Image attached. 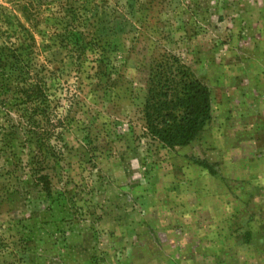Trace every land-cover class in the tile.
Listing matches in <instances>:
<instances>
[{"label":"rangeland","instance_id":"obj_1","mask_svg":"<svg viewBox=\"0 0 264 264\" xmlns=\"http://www.w3.org/2000/svg\"><path fill=\"white\" fill-rule=\"evenodd\" d=\"M34 1L43 17L61 1L56 18H89L118 79L112 91L83 86L66 48L46 56L69 119L63 158L51 197L9 188L0 158V264H264V0ZM0 14L16 23L10 0ZM162 52L212 100L195 140L172 149L145 137L139 112ZM32 148L16 150L27 161Z\"/></svg>","mask_w":264,"mask_h":264},{"label":"trees","instance_id":"obj_2","mask_svg":"<svg viewBox=\"0 0 264 264\" xmlns=\"http://www.w3.org/2000/svg\"><path fill=\"white\" fill-rule=\"evenodd\" d=\"M10 1L16 23L0 14V158L5 159L1 174L15 192L37 190L51 197L52 165L63 158L59 147L63 148L69 119L58 118L46 56L66 48L79 83L105 92L116 85L118 70L98 29H89L94 27L89 18H56L54 13L64 10L61 1L44 8L52 12L47 17L41 15L45 5L34 0ZM42 23L47 31L39 29ZM139 112L147 139L163 148L187 146L211 117V92L179 55L154 54ZM27 147L35 148L24 161L16 148L23 152ZM21 179L31 189L21 186Z\"/></svg>","mask_w":264,"mask_h":264}]
</instances>
